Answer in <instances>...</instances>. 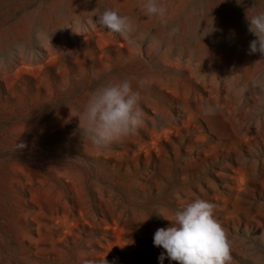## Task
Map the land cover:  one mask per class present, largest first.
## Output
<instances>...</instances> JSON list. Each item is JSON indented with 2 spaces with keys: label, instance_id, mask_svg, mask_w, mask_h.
<instances>
[{
  "label": "rangeland",
  "instance_id": "1",
  "mask_svg": "<svg viewBox=\"0 0 264 264\" xmlns=\"http://www.w3.org/2000/svg\"><path fill=\"white\" fill-rule=\"evenodd\" d=\"M161 2L167 23L143 0H0V264H159L161 214L195 199L229 264H264V56L246 21L264 0ZM109 8L126 38L96 23ZM125 79L144 122L97 147L76 116Z\"/></svg>",
  "mask_w": 264,
  "mask_h": 264
},
{
  "label": "clouds",
  "instance_id": "2",
  "mask_svg": "<svg viewBox=\"0 0 264 264\" xmlns=\"http://www.w3.org/2000/svg\"><path fill=\"white\" fill-rule=\"evenodd\" d=\"M142 11L167 23V9L161 0H143ZM96 17L99 26L122 37L126 38L131 31L130 18L116 9H104ZM246 21L249 32L256 37L250 42L249 54L259 52L264 56V11L251 16L247 11ZM176 31L172 29V33ZM140 101V92L133 89L128 79L104 84L90 94L76 116L80 129L97 147L134 134L144 122ZM161 215L171 221V225L158 228L153 236L154 245L163 249L159 264H164L166 258L178 264H229L231 256L226 233L214 217L210 202L195 199L176 209L170 217Z\"/></svg>",
  "mask_w": 264,
  "mask_h": 264
}]
</instances>
